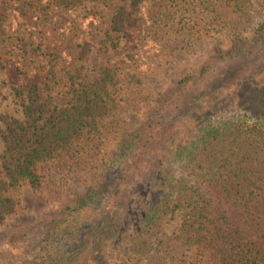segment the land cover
<instances>
[{
	"label": "trees",
	"instance_id": "1",
	"mask_svg": "<svg viewBox=\"0 0 264 264\" xmlns=\"http://www.w3.org/2000/svg\"><path fill=\"white\" fill-rule=\"evenodd\" d=\"M85 1L101 0L51 4ZM143 4L158 7L160 29L196 40L222 38L197 70L158 92L113 151L104 122L117 106L114 86L122 80L116 62L92 80L75 68L62 102L48 96L53 107L48 117H34L28 104L24 112L31 120L6 121L0 224L19 205L9 189L28 181L43 191L40 163L64 153L62 158L92 153L104 159L84 191L50 204L34 225L10 237L12 263L141 264L164 249L174 264H264V0H130L131 12ZM126 15L130 12L123 10L114 17L116 34L103 40L117 55L129 34ZM252 22L244 35L241 26ZM81 47L78 60L89 50L88 44ZM49 56L54 58L37 65L40 59L32 54L29 66L47 69L51 80L64 65L55 53ZM51 84L44 81L55 89ZM41 89L32 85L30 101ZM177 218L168 233L167 225ZM172 245L187 253H176Z\"/></svg>",
	"mask_w": 264,
	"mask_h": 264
},
{
	"label": "rangeland",
	"instance_id": "2",
	"mask_svg": "<svg viewBox=\"0 0 264 264\" xmlns=\"http://www.w3.org/2000/svg\"><path fill=\"white\" fill-rule=\"evenodd\" d=\"M146 5L149 4L141 6V11L131 12L130 0L85 1L72 7H57L51 0H0L3 18L0 32V155L5 149L3 137L11 117L28 121L24 112L28 104L32 105L34 117H48L53 110L47 102L48 96L51 95L55 103L62 102L69 90V76L74 74L75 68L80 69L86 79L92 80L99 76L103 67L116 62L121 67L118 77L122 81L114 86L117 94L114 113L104 122L109 131L108 151L115 150L121 135L138 123L146 107L155 102L158 92L173 78L197 70L222 38L215 34L196 40L183 35L180 30L160 29L158 7L144 8ZM123 10L130 12L126 15L129 16L126 22L129 34L123 37V53L117 55L109 42L103 40L107 33L116 34L114 17ZM254 15L257 18L256 10ZM253 23L241 26L244 35ZM227 41L228 38L224 40ZM82 44H88L89 50L86 58L78 60ZM52 53L59 56L64 68H57L56 77L50 80L47 69L30 67L29 59L35 54L40 59L36 64H45V57L54 58L49 56ZM128 53L134 56L130 59L125 56ZM76 79L82 80L81 77ZM47 80L55 89L50 90L44 85ZM38 83L42 89L37 100L30 101L32 85ZM231 114L233 112L228 111V115ZM102 128L105 127L102 125ZM61 156L40 163V172L45 174L42 192L35 190L28 181L9 189L8 193L19 199V205L0 224L1 264H18L12 263L7 254L11 249L10 237L18 230L34 225L50 204L59 205L84 191L86 183L95 177L104 160L102 154L92 157V153L73 158ZM178 223V218L169 223L167 232L172 233ZM172 246L176 253H187L185 247ZM161 250L141 264H174L164 249ZM25 255L20 259L26 260L28 256Z\"/></svg>",
	"mask_w": 264,
	"mask_h": 264
}]
</instances>
